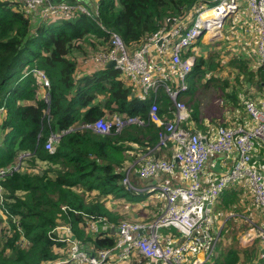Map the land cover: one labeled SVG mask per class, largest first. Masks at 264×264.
I'll return each instance as SVG.
<instances>
[{
	"label": "trees",
	"instance_id": "16d2710c",
	"mask_svg": "<svg viewBox=\"0 0 264 264\" xmlns=\"http://www.w3.org/2000/svg\"><path fill=\"white\" fill-rule=\"evenodd\" d=\"M77 1L88 8L96 1L98 15L74 11L42 17L37 11L25 12L16 0H0V168L19 164L0 177V264H75L66 261L67 243L49 237L59 225H70L79 243L93 250L114 244L109 230L93 235L83 221L94 215L117 224L123 214L112 211L108 201L143 200V193L124 184L122 177L128 162L163 148L157 143L162 127L147 118L152 97L158 98L163 119L171 118V103L162 88L141 100L137 88L118 70L86 67L81 61L106 46L109 30L118 33L128 49L135 48L158 25H170L193 6L217 0ZM223 43L198 39L189 50L195 60L183 98L189 125L197 129H208L202 122L205 117L209 126L243 123L246 117L244 103L237 101L238 89L226 90L225 79L221 85L215 83L219 79L211 75L214 72L231 66L237 81L243 76L256 88H264L261 66L257 77L242 60L247 55L230 58L221 51ZM35 69L44 72L48 86ZM211 88L216 90L208 92ZM113 113L136 115L145 123L132 122L107 134L83 126ZM69 127L53 143L52 152L44 147L50 133ZM131 184L138 187L133 179ZM224 195L220 207L228 202ZM258 253L257 239L238 246L236 233L226 232L219 235L205 264H256ZM133 261L148 264L139 256Z\"/></svg>",
	"mask_w": 264,
	"mask_h": 264
},
{
	"label": "built area",
	"instance_id": "2783aa9c",
	"mask_svg": "<svg viewBox=\"0 0 264 264\" xmlns=\"http://www.w3.org/2000/svg\"><path fill=\"white\" fill-rule=\"evenodd\" d=\"M16 1L21 3L25 12L32 14L37 11L42 17L68 15L74 11L95 17L99 10L97 2L88 8L77 0ZM243 3L244 0H217L209 6L199 3L170 25H158L141 44L131 49L124 45L118 33L109 30L106 46L84 57L83 62L95 69L103 68L112 60V67L137 88L136 95L141 100L147 99L159 88L165 91L171 103V118L163 119L158 114L159 100L156 95L150 101L147 118L162 127L158 131L157 143L167 148L171 157H145L139 165L138 175L147 178L158 172L177 174L186 184L174 186L164 182L157 188H151L152 191L158 190L165 206L163 212L150 222L123 219L117 224H108L99 216L89 215L83 224L85 230L93 235L114 229V244L109 248L93 250L82 246L73 236L70 225L54 227L49 237L53 241L67 243V262L125 264L137 255L146 259L148 264H205L217 239L210 231L211 206L222 190L241 182L249 187L253 203L261 212V218L251 221V226L259 244L257 264H264V165L263 169H259L253 163L255 151L264 145V100L255 96L244 101L243 111L247 117L243 123L217 125L203 131L189 125V109L183 98L195 60L194 52L189 51L192 45L198 39L204 41V38L207 42L218 41L227 18L236 16L243 9ZM245 7L256 35L254 52L258 65L264 71V0H245ZM34 72L42 84L49 85L43 71L35 69ZM132 122L145 123L136 115L113 113L109 118L101 117L83 126L107 134ZM69 129L71 127L59 133H50L44 147L52 152L53 143ZM220 153L225 157L224 163H230L229 167L216 178L202 183L200 172L205 161L212 154ZM18 165L0 168V177L16 170ZM122 182L133 187L128 169ZM168 227L176 231L177 240L172 234L162 233ZM200 250L204 252L203 258L196 256Z\"/></svg>",
	"mask_w": 264,
	"mask_h": 264
},
{
	"label": "crops",
	"instance_id": "0c3cea01",
	"mask_svg": "<svg viewBox=\"0 0 264 264\" xmlns=\"http://www.w3.org/2000/svg\"><path fill=\"white\" fill-rule=\"evenodd\" d=\"M241 11H242L241 13L242 15L246 13V11L244 10H241ZM237 14L238 13H236V16ZM236 16H233V22L236 19H238V17ZM248 18L251 19L249 16ZM204 42H207V41L204 40ZM81 63L86 67H90L87 63H83L82 61ZM202 122L203 124L208 126V129L211 127L217 126L214 124H211L209 126L208 125L209 120L207 117L203 118ZM145 157H158V158L162 157L164 159H167V158L170 159L171 153L168 151L167 148H162V150L159 152L158 150L154 149L151 153L143 154L139 159H134L132 162H128L126 165V169H128L129 171V180L131 182V180L133 179V182L138 186V187L133 186L134 189H137L138 191H141L143 193L155 191L156 194L157 193L159 194L157 189L152 191L151 188L152 187L157 188V186H159L160 184L164 182L170 185H174V186L186 184V182L182 180L177 174L168 175L163 172H158L155 175L147 177V178L140 177L138 175V169H139L140 163L144 160ZM224 159H225L224 155L220 153V154H212L205 161L202 171L200 172V179L202 183H206L210 179L216 178L220 172L226 170L229 167L230 163L229 162L224 163ZM253 163L257 168L263 169L262 166L264 165V145H261L255 151ZM223 194H225L224 196H227L226 199L228 200V202H225L226 203L225 207H220L219 200ZM117 205H124V203L119 202ZM125 205L129 207L132 205V203L125 204ZM141 205L143 208H146V209H148L147 207H150V205L148 204V200H145L144 203L142 202ZM164 206H165V202L164 200H162V204L161 206H158V208L160 209L161 207H163V210H164ZM210 212H211L210 231L212 232V234L217 236V239L220 234L226 233V232L236 233L237 241L240 246H247L256 239L253 227L251 226V221L259 220V218H261V212L254 205L252 196H251V190L249 189L247 185L239 182V183H235L229 186L227 189L222 190L216 203H214L211 206ZM159 214H156L154 215V217H151L152 214L149 215L148 213H146V214H143V216H141V220H143V222H150L154 220ZM249 230L253 231V235L245 239L243 236ZM162 233L172 234L175 237L177 236L176 231L171 227L165 228ZM176 240H177V237H176ZM88 247L91 248L90 245ZM203 254L204 252L202 250L196 252V256L198 258H203L204 257Z\"/></svg>",
	"mask_w": 264,
	"mask_h": 264
},
{
	"label": "rangeland",
	"instance_id": "374dc122",
	"mask_svg": "<svg viewBox=\"0 0 264 264\" xmlns=\"http://www.w3.org/2000/svg\"><path fill=\"white\" fill-rule=\"evenodd\" d=\"M242 8H243L242 10L246 9L245 0H244V3L242 4ZM244 11H246V10H244ZM241 13H242V11L240 10L236 16V17H238V19H236L234 22H233V16H230L227 18V20L224 24L225 27H223L224 31H222V37L219 38V40L224 41L223 45H225V46H223V50H221V51L223 52V54L225 52L229 53L228 57H230V58L233 55H240V53L247 55V56H242V60L247 64V68L252 70L253 74L255 73V75L257 76V73H258L257 66H259L258 65L259 62H258L257 57H256L255 52H254L256 35H255L254 30H253V22L251 19L248 18V16H249L248 12H246L244 15H242ZM244 16H246V17H244ZM238 22H241L242 24H240ZM204 40H206V39L204 38ZM215 42H217V41H215ZM210 44H211V46H213V43H210ZM217 45H219V43H217ZM235 52H237V53L234 54ZM221 59L224 60L223 58H221ZM212 60L214 62H217L219 65L218 59L216 57L212 58ZM211 75H213L215 77V79H217V78L219 79V81L214 79L215 83H218L219 85L223 84L224 79H225V81L228 82V87L225 88L226 90H230V89H232L233 86H235L238 89V93H237L238 100L237 101H238V103H241V105L244 103V101L247 99V97H251V95H254V97L259 96L261 99L264 100V88H256L252 82H249L243 76L240 77L241 80L237 81L236 80V75H238L237 71L234 68H232L231 66L228 68H225V70H223V71H220V72L216 71V72H214V74H211ZM214 90H216V88L215 89L211 88L208 92H211ZM245 115H246V113H245ZM141 193H143V192H141ZM143 197L144 198L141 202H136L137 204L132 203V205L129 207H127L125 204L124 205H117V202H113L112 200H110L111 202L108 201L107 205L109 206V208H112V211L113 210L116 212H117V210H118V212L121 211L120 213L123 214L121 219L131 220V221H143V220H141V216H143V214H146V213H148L149 215L152 214L151 217H154V215L159 214L163 211V207H161L159 209L158 206L155 205V202L156 203L159 202V204H160L159 206H161V204H162L163 199H162V196L160 194H158V193L156 194L155 191L154 192H144ZM145 200H148V204L150 205V207H147L148 209L143 208L142 205L138 206L139 203L140 204L142 202L144 203ZM250 220H252V219H250ZM236 244H237V242H236ZM238 246H240V245L238 244ZM134 257H138V256L134 255L130 259V261H128L125 264H133V262H134L133 258ZM238 264H244V262L239 261Z\"/></svg>",
	"mask_w": 264,
	"mask_h": 264
},
{
	"label": "water",
	"instance_id": "95a60500",
	"mask_svg": "<svg viewBox=\"0 0 264 264\" xmlns=\"http://www.w3.org/2000/svg\"><path fill=\"white\" fill-rule=\"evenodd\" d=\"M113 64H114V62H113L112 60H110V61H108V62L106 63V67H112V66H113ZM115 229H118V228H116V227H115ZM113 230H114V229H113V228H111V230H110V231H111V232H113Z\"/></svg>",
	"mask_w": 264,
	"mask_h": 264
},
{
	"label": "bare ground",
	"instance_id": "6f19581e",
	"mask_svg": "<svg viewBox=\"0 0 264 264\" xmlns=\"http://www.w3.org/2000/svg\"><path fill=\"white\" fill-rule=\"evenodd\" d=\"M253 235V231L252 230H249L245 233V235L243 236L245 239H247V237H250Z\"/></svg>",
	"mask_w": 264,
	"mask_h": 264
},
{
	"label": "clouds",
	"instance_id": "9594fccd",
	"mask_svg": "<svg viewBox=\"0 0 264 264\" xmlns=\"http://www.w3.org/2000/svg\"><path fill=\"white\" fill-rule=\"evenodd\" d=\"M96 2V1H95ZM106 66V65H105ZM33 70V69H32ZM28 72V69H27V66H25L24 67V69H23V74L25 75L26 73ZM111 233H113V232H111ZM85 246V245H84Z\"/></svg>",
	"mask_w": 264,
	"mask_h": 264
}]
</instances>
